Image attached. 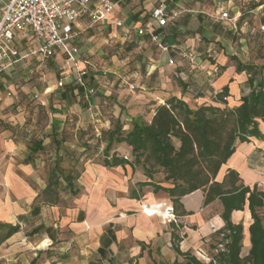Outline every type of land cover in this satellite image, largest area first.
<instances>
[{"label": "crops", "instance_id": "0c3cea01", "mask_svg": "<svg viewBox=\"0 0 264 264\" xmlns=\"http://www.w3.org/2000/svg\"><path fill=\"white\" fill-rule=\"evenodd\" d=\"M99 1L91 0V5ZM111 1L114 10L108 20L85 16L72 26L71 46L79 50L77 65L90 68L87 81L96 94L133 92L127 83L141 84V65L145 80L140 97L156 105L174 96L195 97L202 105H216L211 99L228 86V107L234 108L255 88L256 79L237 69L238 62L251 65L237 57L248 46L250 31H255L251 21L255 20L257 33L264 35V14L254 17L264 10V1L167 0L168 24L162 28L153 27L151 21L153 9L162 0ZM251 4L259 6L251 9ZM221 10L235 21L221 20ZM118 21L122 26L116 24ZM140 29L149 32L141 36ZM152 34L158 36L157 41ZM159 44L169 49L162 50ZM16 45L22 55L36 49L34 40L22 35H18ZM108 49L112 52L109 63L104 58ZM180 51L193 53L194 63L183 59ZM134 52L138 55L131 56ZM52 59L64 63L65 56L57 51ZM48 61L30 54L0 73V264H211L223 249L224 207L220 200L204 206L202 190L181 198L176 207L167 193L146 190L149 186L140 188L148 179L138 168L106 167L89 160L75 182L77 194L60 192L55 203L43 197L51 162L62 156L67 131L76 138L81 127H94L99 105L98 96H86L83 88L71 82L74 88L58 95L61 111L52 115L50 98L59 88L50 81L57 74L56 64ZM202 65L206 70L217 65L221 73L211 77ZM49 66L54 72L48 71ZM38 73L43 76L36 79ZM188 78L190 85L184 82ZM34 79L46 84L41 97L37 88L28 84ZM246 85L250 92L243 94ZM74 97L83 100L71 103ZM69 112L78 116L67 119ZM260 127L264 133L263 122ZM96 136L92 134V140ZM35 141L45 147L38 153L31 150ZM52 143L55 148L47 152ZM114 151L133 158L132 148L126 144ZM229 169L236 170L245 185L257 184L264 192V140L252 138L251 143L238 144L217 180L222 181ZM145 204L152 207L147 213L143 211ZM156 208L159 211L152 213ZM168 208L175 211L171 223L165 216ZM231 220L244 226L245 257L251 249L249 227L253 222L248 205L243 211H234ZM8 226L19 227V231L5 237Z\"/></svg>", "mask_w": 264, "mask_h": 264}, {"label": "trees", "instance_id": "16d2710c", "mask_svg": "<svg viewBox=\"0 0 264 264\" xmlns=\"http://www.w3.org/2000/svg\"><path fill=\"white\" fill-rule=\"evenodd\" d=\"M258 6L251 4V9ZM237 69L249 72L257 81L241 105L228 107L229 87L226 86L214 97L217 105L192 108L174 96L155 109L150 122L141 117L132 119L128 131L118 118L112 128L104 132L107 145L101 163L106 167L142 168L148 181L140 183V188L149 186L155 193H167L176 207L181 198L198 190L205 194L204 206L220 200L225 221L220 233L223 249L218 251L211 264L215 261L218 264H264V192L257 184L253 187L245 185L236 170L229 169L222 181L217 180L238 144L251 143L252 138L264 140L260 127L261 122L264 123V66L256 68L238 62ZM259 75L261 78L257 80ZM180 83L186 89L187 85ZM55 143L59 145L57 141ZM120 144L132 148V160L114 151ZM44 148L43 142L39 141L31 145L33 153ZM60 162L59 157L50 169L49 183L43 192V197L51 203H55L60 192L78 193L75 182L81 173L62 168ZM160 172L169 187L154 181ZM246 205L253 219L249 227L251 249L242 257L244 226L234 224L231 216L234 211H243ZM182 214L186 212L182 211ZM7 229L5 237L19 231V227L8 226ZM174 238L177 240L175 234Z\"/></svg>", "mask_w": 264, "mask_h": 264}, {"label": "built area", "instance_id": "2783aa9c", "mask_svg": "<svg viewBox=\"0 0 264 264\" xmlns=\"http://www.w3.org/2000/svg\"><path fill=\"white\" fill-rule=\"evenodd\" d=\"M168 4L167 0H162L151 13L152 26L162 28L168 24ZM114 4L111 0H100L96 5H91V0H0V73L5 71L8 66L18 63L28 55H39L43 61H48L55 57L56 52L60 51L65 56L64 78L71 75V70L75 68V84L77 88H83L86 96L97 93L94 87L89 86L88 77L90 68H80L77 65L76 54L78 47L71 46L74 38L73 24L85 16H89L95 21L108 20V16L113 12ZM221 20H232L228 12L221 10ZM122 26V22H116ZM264 33V24L261 26ZM149 32L148 29H140L139 35ZM151 34V32H150ZM18 35L25 39H33L36 49L22 55L16 45ZM153 40L157 41L158 36L152 34ZM162 50H168L167 46L159 44ZM183 59L194 63L195 55L190 51H180ZM174 64V60L169 61ZM202 69H205L204 67ZM211 77H217L221 73L219 66H213L206 70ZM133 91L136 86L127 83ZM64 86L63 78L57 83V88ZM152 207L149 204L143 206V211ZM159 210L153 209L152 213ZM168 223L175 221V211L173 208L165 210Z\"/></svg>", "mask_w": 264, "mask_h": 264}, {"label": "rangeland", "instance_id": "374dc122", "mask_svg": "<svg viewBox=\"0 0 264 264\" xmlns=\"http://www.w3.org/2000/svg\"><path fill=\"white\" fill-rule=\"evenodd\" d=\"M264 1V0H262ZM264 14V10L261 12H258L254 15V17H261ZM255 20L250 22L251 27L255 28V31H250L247 37L248 46L244 48L239 54V57H237L242 62L246 63L247 65L254 66L256 68H260L264 66V35H260L257 33L256 27H254ZM235 41H238L237 38H235ZM111 49L106 50V53L104 55V58L107 63H109L110 56H111ZM138 55L137 53H132L131 56ZM205 60V59H204ZM49 64L53 63L56 64V76L53 75V77L50 78V81L53 84H56L60 82L61 78H63L64 86L59 89L55 90V92L52 94V97L50 98V104L52 107L51 113L54 115L55 111H61L58 109V104L61 102V99L59 98V94H61L66 89H73L75 82L73 79V76H75V68L73 67L71 70V75L69 77L64 78V71L62 70L64 67L63 62L61 60L56 59H50L48 61ZM202 68L204 65L201 66ZM96 69H99L97 67ZM95 69V70H96ZM210 69V68H209ZM55 70V69H54ZM51 66L48 67V71H53ZM93 70V69H92ZM142 75H140V81L141 84L136 86V89L133 90V92L125 91V93H118L116 91H112L111 95H103V94H95L92 96H98L99 99V105L98 109H96V112H98V116H94V120H98L93 125L94 127H81L79 130H77V136L76 138H73L71 136V133L68 132V135L65 137L62 145V156L60 165L61 167L66 168L67 170H74L76 172L81 173L82 169L84 168V165L89 161H95V162H102L104 158V149L106 148V139L104 132L108 131L110 128H112V124L116 122L118 118H120L121 122L124 124V130L128 131L131 127V121L134 118L141 117L145 121L150 122L152 120V117L154 115V110L158 105H163V102L158 103L156 105L153 100L149 99H141L140 95L143 93V89L141 88L143 85L144 78V71L143 66L141 65ZM204 71L207 73L206 69ZM91 72V70H90ZM103 74H108V71L101 70ZM39 73H43L40 71ZM38 76H35L36 79L39 78ZM47 75V74H46ZM43 76V75H40ZM261 78L260 75L258 76L257 80ZM73 80V81H72ZM188 85L191 84V81L189 78L184 81ZM51 83V84H52ZM30 87L37 88V93L41 97L43 93V87L46 85L42 82H35V79L28 82ZM74 84V85H73ZM176 85H179L177 82ZM128 89L130 87L127 85ZM247 91L242 89V93L246 94L247 92H250V87L246 85ZM131 90V89H130ZM156 90H161V88H158ZM155 91V90H153ZM192 108H197L202 105L200 100L198 98H184L182 97ZM214 98L211 100L213 101ZM45 100V99H44ZM83 99H77V97H74L71 101V103H77V101L81 102ZM86 100V99H84ZM166 102V100L164 101ZM214 102V101H213ZM215 105V104H214ZM217 105V104H216ZM38 113V117H43V114ZM48 116V114H47ZM78 114L75 113H68L67 119L76 118ZM92 134L97 135L92 140ZM123 145V144H122ZM122 145H116L114 150H116L119 147H122ZM55 148L54 143L49 145L46 149L47 152H51ZM46 155V154H44ZM59 158V157H58ZM132 160V159H131ZM56 163V160L51 162V168L54 167ZM139 172L144 173L142 168H138ZM154 181L160 183L163 186L169 187L170 184L164 182V174L163 173H157L154 177ZM146 190H152L151 187L146 188ZM262 215L264 216V210L262 211Z\"/></svg>", "mask_w": 264, "mask_h": 264}]
</instances>
